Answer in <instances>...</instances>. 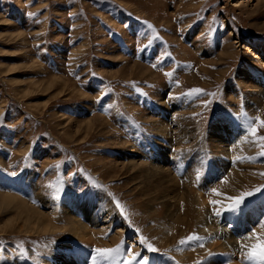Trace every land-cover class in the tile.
<instances>
[{"label": "rangeland", "instance_id": "rangeland-1", "mask_svg": "<svg viewBox=\"0 0 264 264\" xmlns=\"http://www.w3.org/2000/svg\"><path fill=\"white\" fill-rule=\"evenodd\" d=\"M261 121L264 0H0V182L21 180L44 202L0 183V264H122L123 248L109 256L95 249L124 242L140 252V236L157 249L154 264L201 261L221 229L205 220L217 210L234 216L225 210L229 197L252 192L239 213L253 209L255 223L264 219ZM225 123L229 138L216 149L225 160L208 186L212 129ZM195 151L205 161L193 171L200 182L189 185L185 165ZM159 167L189 190L174 203L178 225L163 202L178 185L160 178ZM223 167L247 180L229 191ZM6 195L44 213L52 229L29 231L32 214L8 207ZM72 201L87 202L89 219L103 217L102 231L90 227L91 241L70 234L64 209ZM108 203L120 223H109ZM78 208L73 214L87 221ZM257 225L247 222L238 237L226 230L235 252L264 240ZM191 235L199 239L180 243ZM185 247L191 251L180 258Z\"/></svg>", "mask_w": 264, "mask_h": 264}, {"label": "bare ground", "instance_id": "bare-ground-1", "mask_svg": "<svg viewBox=\"0 0 264 264\" xmlns=\"http://www.w3.org/2000/svg\"><path fill=\"white\" fill-rule=\"evenodd\" d=\"M254 54H255V52H254ZM257 57H259V56H255V57H253L251 59L252 60H255ZM245 75L246 76H249L247 74H245ZM257 77H258V79L260 78V76H256V78ZM249 79H247V80H249ZM229 125H230L229 123H225V124H223V127H219V128L214 129V130L212 129V134H213L212 137L215 139L214 141H217L216 143H212L211 144V146H212V149L211 150L214 151V153L213 152L212 153L215 154V157L214 156L212 157L211 164L207 161L210 164V167L209 168H208V165H207L208 163H206L203 166V168H200V170L207 169L208 168L207 171L205 172V173H207V177L205 178V182H206V184L208 186L211 185L210 184L211 182L209 181V179H212V176L214 175L215 170L217 168L219 169L220 164H223V161L225 160V155H226L225 150L219 149L218 152H217L216 149L223 147L222 142L220 141L221 137L222 138L223 137L229 138V133H226V131H229L230 130V126ZM231 127H232V125H231ZM192 156H193L192 157V162L185 165L186 174L188 176V178L186 177V179H187V182L189 183V185L192 182H194V181L200 182V180H199L200 177L199 176H193L194 175L193 171L199 169L198 168V165H201L205 161V160L203 161V158H201L199 160V156L200 155H199V152L198 151H195L192 154ZM199 162H200V164H199ZM159 168H160L159 169V172L160 173L161 172L163 173L162 174L163 176H160V178H164V177L166 178L167 177L169 181H173L174 184L178 185V187L175 185L176 186L175 187L176 189H173L172 190V195H170L169 197L167 196L168 198L166 200H163V202L166 203V204H164V206L166 208V211L168 210L167 213L171 210V206L172 205L175 208V210H173V211L176 214H171V215L169 214L170 215V219L169 220L170 221H173L172 222L173 224L180 223L183 217H180V215H178L179 214V207L177 205L175 207V204L174 203H177V202L183 200L185 198V196H190L189 190L188 189L187 190H184L185 188L183 186L180 187L179 184H178V182L175 181L174 178L171 177V179H170L169 172H167L166 170H164L161 167H159ZM155 170L157 171V169H155ZM180 172L184 173L183 170H180ZM223 175H224V177L226 179H229L228 181H230L233 184V185L232 184H227L226 186H224V187H227L228 189H230L229 191H232L233 189L236 188L235 186L238 187L242 182H245V180H247L246 176L243 173H238V172H234L233 171V172H231V174H229V173H227L224 170V167H223ZM181 176L184 177L183 174H181ZM1 180H2V177L0 176V181ZM165 180H162V181H165ZM0 183H2L5 187L7 186L8 188H12L13 187L16 192H20L24 188V191H26V193H27L28 196H30V197L33 198L32 199L33 201L37 202L38 204H42V205L44 204L43 198L40 195H38L37 193H35L34 191H29L28 192V190L30 189V187L27 186V185L24 186V184H23V182L21 180L17 181L16 183L10 184L5 179L4 182H0ZM155 183H156V180H155ZM28 184H30V183H28ZM168 185H170V184H168ZM159 186H160V184H159ZM4 198L6 199L8 205H10L8 207H14V208H16L18 210V213L20 215L23 212L25 213V211H28V212H30L32 214V216H31L32 218L31 219L29 218V220H27V222L24 221V222H26L25 224H27V226H29V229H28L29 231H31L34 228H38V229H41L43 231H48V230L50 231V229H52V226H51V224H49L47 222V219H46V216H45L44 213L38 211L37 209L32 208L30 205H28L27 203H25L23 200H21V199H19L17 197H13L12 195H6ZM195 198L196 199H194V201L197 202L199 205H202L203 206L205 204L204 197H202V195H200V193H196L195 194ZM171 199H173V201H171ZM12 202L14 204H12ZM67 202H68L67 200L64 201L65 204ZM86 203L87 202H84L81 205H77V202L72 201V203H69V205L71 207L64 209V215H65V217L67 219V223L69 224V228H70V232H71L70 234H73V236L75 238H77L81 242L91 241V237L94 235V232H92V230H91L90 227L97 228V229L99 227H101L99 230L102 231V226H100V222H101V220H102L103 217L101 218L100 213L97 212L95 214L93 213V217L89 219V217H91L90 215H91V210L92 209H90L88 206H86L87 205ZM76 206H78L79 208H81L80 211L81 212L83 211L82 212L83 214H81V215H83V217L85 219H87V221L86 220H83L82 221V219L80 220L77 217V214H73V212L78 208ZM257 207H258V205H257ZM113 208H115V207L111 203H108V207L107 208H104L103 210L106 211L108 214H110V216L112 215L113 219H111V222H109L110 224L116 223V222H119L120 223V221L117 218L118 215H117L116 211ZM177 210H178V212H177ZM248 210L249 211L244 212L243 215H242L241 212L239 213V211H238L237 213H234L235 214L234 216L232 215L231 217L230 216H227L226 214L221 213V214H219V216L217 215L218 218H213L211 221L209 219H206L205 220V224L208 225V226H210V229H211V226L213 228L216 227L217 229H220V228L221 229L219 231H217V234H214L213 236L211 235L212 236V237H210L211 238V241L209 240L210 242H209V245H208V247L210 248V250L207 247L209 253L206 252V253H208L207 255L204 254V255H200L199 257H197V258H200L201 261H199V262H196L195 261L194 264H225L228 261H229L230 264H236V263H234L235 262V259H237V261H241L242 262V258H245V254L235 252V248L232 247L233 242H234L235 239H233V236H230V237H227L226 238L225 234H226V230H228L230 228L232 230L231 233L233 235H235L236 237H238V235L240 234L239 232L241 230H243V231H246L247 230L245 228L246 227L245 224H247V222H249L252 225L253 224L254 225L259 224L257 226L258 227L261 226V229L264 232V228L262 227L263 224H264V219L261 218V221H259L260 220V218H259V220H258L259 222L257 221V223H255V221H256L255 220V216L257 214V213H255L256 211L253 212L254 211L253 209H248ZM257 211H258V209H257ZM23 216H24V214H23ZM26 216H24V217H26ZM20 218H21V216H20ZM15 220H17V219H15ZM253 220H254V222H253ZM106 225H108V224H106ZM258 227H257V229H258ZM106 228L108 229V227H106ZM121 229L123 230V228H121ZM238 230H239V232H238ZM29 231H27V232H29ZM222 237L225 238V240L227 241L228 244L231 243L229 247H226L225 246L226 242H224V239L222 240ZM164 242H165V240H164ZM180 250H181V252L179 253V257L181 258L182 256L183 257L186 256L189 253V250L190 249L188 247H185L183 249L181 248ZM173 256L174 257H177V255H175V254ZM71 260L73 261V259H71ZM243 261H244V259H243ZM251 261L252 260H250V262ZM241 262H240V264H241ZM250 262L248 263V261H247L246 264H252ZM259 262H260V264H263L264 263L263 261H259ZM243 264H245V263H243ZM257 264H259V263H257Z\"/></svg>", "mask_w": 264, "mask_h": 264}, {"label": "snow or ice", "instance_id": "snow-or-ice-1", "mask_svg": "<svg viewBox=\"0 0 264 264\" xmlns=\"http://www.w3.org/2000/svg\"><path fill=\"white\" fill-rule=\"evenodd\" d=\"M193 92H200L199 89L192 90ZM261 127H264V121H261ZM249 131L253 136H257V129L250 128ZM259 140L264 141V136L257 137ZM264 155V152L260 153ZM12 176H17L18 174L13 172L11 173ZM215 191V190H213ZM259 191V189H256ZM252 192H244L240 196L237 197H229L228 199L231 201L226 207V211L235 213L241 209V205L245 202V197L252 196ZM211 203L216 204L217 201H212ZM217 215L220 214V211L217 210ZM139 231V230H137ZM199 237L196 235H191L186 238V240H181L180 243H186L188 240H198ZM137 243L142 246V250L140 252H133L131 245H125L122 242L121 245H118L116 248L113 249H95L98 255H105L109 256L111 253H119L123 248L124 252L126 253V258L122 261V264H154V258L149 255V253H156L157 249L153 247L151 244H147L146 239L143 236H140ZM245 259L247 260H257V261H264V240L260 243L253 245L251 250L245 254Z\"/></svg>", "mask_w": 264, "mask_h": 264}]
</instances>
